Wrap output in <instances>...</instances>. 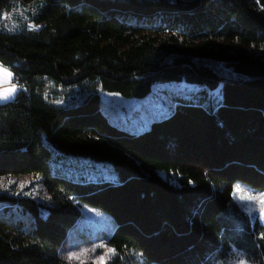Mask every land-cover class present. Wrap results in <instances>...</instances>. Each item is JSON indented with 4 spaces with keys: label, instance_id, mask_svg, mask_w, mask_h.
Masks as SVG:
<instances>
[{
    "label": "trees",
    "instance_id": "obj_1",
    "mask_svg": "<svg viewBox=\"0 0 264 264\" xmlns=\"http://www.w3.org/2000/svg\"><path fill=\"white\" fill-rule=\"evenodd\" d=\"M20 1L43 26H0L18 86L0 104V179L39 174L50 203L0 194V264H74L62 250L83 204L112 222L106 264H226L243 227L264 264V222L234 198L238 182L264 193V57L248 53L264 51V0ZM170 82L204 101L179 100L139 133L102 111L101 92L143 99ZM49 86L80 100L53 104ZM53 151L109 163L119 182L53 175Z\"/></svg>",
    "mask_w": 264,
    "mask_h": 264
},
{
    "label": "rangeland",
    "instance_id": "obj_2",
    "mask_svg": "<svg viewBox=\"0 0 264 264\" xmlns=\"http://www.w3.org/2000/svg\"><path fill=\"white\" fill-rule=\"evenodd\" d=\"M36 10L37 7L34 5L28 8L16 7L5 10L0 13V26L8 31H17L25 26L30 30H37L40 27L33 24L30 19ZM222 46L226 48L229 45L222 44ZM248 53L264 57L262 49L250 50ZM0 68L11 73L10 77H5L3 72H0V92H4L14 86L13 73L2 64ZM203 90L204 88L199 85L170 82L155 84L151 93L143 99H127L115 93L101 92V108L114 125L130 133H139L149 129L153 121L168 116L177 101L184 99L200 102L204 98ZM17 92L15 89L6 99H0V104L14 101ZM208 93L211 95V91L208 90ZM45 94L51 103L62 106L77 103L81 97L78 88L57 89L49 86ZM49 163L53 175H61L74 181L119 182L115 169L106 162L53 151ZM162 176L167 178L165 174ZM237 187L240 188L243 197H253V199L242 198L241 193L236 192ZM0 194L31 197L38 202L50 203V196L39 174L2 177ZM261 196H264V193L252 192L244 183L238 182L235 185L234 198L253 223L255 220L264 222V204L259 199ZM111 226L110 218L103 211L83 204L81 220L69 232L62 255L74 264H100L101 257H103V264H106L115 256L114 249L105 240L113 231ZM245 232L244 227L238 232L236 241L233 242L234 248L226 264H240L241 261L245 264H253L249 253L254 245ZM238 241L240 246L236 244Z\"/></svg>",
    "mask_w": 264,
    "mask_h": 264
},
{
    "label": "snow or ice",
    "instance_id": "obj_3",
    "mask_svg": "<svg viewBox=\"0 0 264 264\" xmlns=\"http://www.w3.org/2000/svg\"><path fill=\"white\" fill-rule=\"evenodd\" d=\"M0 72H3L5 77L11 76V73L7 72L6 70H4L2 68H0ZM14 91H15V87L13 86L11 89H7L4 92H0V99H6L7 96ZM236 192L241 193V190L239 187H237ZM241 195H242V198L253 199V197H243L242 193H241ZM259 199H260L261 203L264 204V196L259 197ZM110 251H113V250H110ZM100 264H103V257H101ZM240 264H242V261L240 262Z\"/></svg>",
    "mask_w": 264,
    "mask_h": 264
},
{
    "label": "crops",
    "instance_id": "obj_4",
    "mask_svg": "<svg viewBox=\"0 0 264 264\" xmlns=\"http://www.w3.org/2000/svg\"><path fill=\"white\" fill-rule=\"evenodd\" d=\"M30 5H35L34 3H23L22 1L20 0H14L12 3H11V7L10 8H16V7H22V8H28V6ZM43 25H39V27L41 28ZM14 86H15V89L18 91V86L13 83Z\"/></svg>",
    "mask_w": 264,
    "mask_h": 264
},
{
    "label": "clouds",
    "instance_id": "obj_5",
    "mask_svg": "<svg viewBox=\"0 0 264 264\" xmlns=\"http://www.w3.org/2000/svg\"><path fill=\"white\" fill-rule=\"evenodd\" d=\"M242 264H245V262H244V261H242Z\"/></svg>",
    "mask_w": 264,
    "mask_h": 264
}]
</instances>
